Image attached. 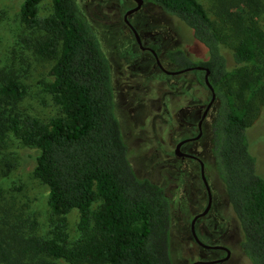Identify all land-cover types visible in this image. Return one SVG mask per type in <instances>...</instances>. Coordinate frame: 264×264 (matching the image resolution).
Returning a JSON list of instances; mask_svg holds the SVG:
<instances>
[{
	"label": "trees",
	"instance_id": "16d2710c",
	"mask_svg": "<svg viewBox=\"0 0 264 264\" xmlns=\"http://www.w3.org/2000/svg\"><path fill=\"white\" fill-rule=\"evenodd\" d=\"M42 1L23 0L21 17L35 34L28 40L36 53L54 61L53 81L43 101L25 107L29 87L14 69L0 68V173L13 165L12 138L38 150L34 174L49 189L57 222L49 237L0 222V264H175L170 199L131 165L111 63L98 35L78 0H51L53 13L40 17ZM151 1L189 26L205 48L199 61L181 49L170 59L210 71L218 102L214 167L237 217L244 254L251 264H264V177L247 135L264 105V0H214L213 16L198 0ZM225 44L233 50L234 67ZM195 71L205 84L206 71ZM74 210L80 234L72 242L67 216Z\"/></svg>",
	"mask_w": 264,
	"mask_h": 264
},
{
	"label": "rangeland",
	"instance_id": "374dc122",
	"mask_svg": "<svg viewBox=\"0 0 264 264\" xmlns=\"http://www.w3.org/2000/svg\"><path fill=\"white\" fill-rule=\"evenodd\" d=\"M198 1L213 16L214 0ZM22 2L0 0V68L14 69L27 84L29 94L24 106L31 107L45 98L46 87L53 81L51 68L54 61L36 53L28 40L35 34L22 20ZM78 4L111 63L116 113L128 144L131 165L139 177L149 178L163 186L170 199L172 260L175 264H193L199 257L209 254L203 249L197 251L189 234L191 218L206 205L207 193L200 173L191 167L195 161L187 158L185 165L173 155V149L184 131L194 132L191 122L200 118L201 104L210 99L211 92L200 82L195 70L166 75L157 65L154 66L151 53L139 46L125 20V15L135 7V0H78ZM52 13V1L43 0L39 4L38 15L46 17ZM260 20L264 26V13ZM129 21L141 36H150L148 42L158 50L167 69L178 70L181 67V63H173L169 59L170 50L181 49L192 61H199L207 55L189 26L151 0H144L140 10L129 15ZM227 41L232 42V39ZM224 53L229 67H234L233 50L229 44H225ZM188 104L195 107L180 110ZM214 111H217V105ZM173 118L176 120L175 133L171 131ZM247 135L250 151L256 157L257 173L264 177V105L248 128ZM197 143L189 142L186 148ZM210 144L205 157L209 162L208 176L217 204L213 217L217 216V219L203 218L200 226L204 228L205 220L210 226L208 232H215L219 238L218 232L224 230L228 235L225 237L236 248L235 263L251 264L241 248L242 232L237 217L227 199L223 182L213 167ZM8 152L13 165L7 174L0 173V222L18 223L28 234L52 236L57 218L48 204L49 189L34 174L39 151L12 138ZM79 217L77 210L67 216V230L72 242L80 234ZM200 238L205 240L201 234ZM57 263L71 264L62 259Z\"/></svg>",
	"mask_w": 264,
	"mask_h": 264
},
{
	"label": "flooded vegetation",
	"instance_id": "af4514ba",
	"mask_svg": "<svg viewBox=\"0 0 264 264\" xmlns=\"http://www.w3.org/2000/svg\"><path fill=\"white\" fill-rule=\"evenodd\" d=\"M135 1H136V5L133 9L137 8L139 6V3L141 5L137 10L131 12L129 15H131L134 12L139 11L140 8L142 7L143 2H144V0H142V2H140L139 0H135ZM156 5H159V4H156ZM133 9H131V10H133ZM129 15H128L127 19H126V15H125V20L128 22V24L132 28V30L135 34V37H136V42L139 44V46L143 50H146V51L151 53L152 58H154V66L157 65L163 71V73H165L166 75L167 74L168 75L179 74V73H172V72H176V71L188 68V67L181 66L180 69H178V70L167 69L166 66H164L162 59L160 58L158 50L154 47V45H152V43L148 42V39L150 38V36L149 35L141 36L138 33V31L136 30V28L129 21ZM138 37L140 38V40ZM151 37H153V36H151ZM171 52H175V50L168 51L169 59H170ZM158 59L160 60V63L162 64V66L158 62ZM173 63H175V62H173ZM190 67H192V66H190ZM196 67L197 66L192 67L193 68L192 70L198 69ZM203 70H205V69H203ZM181 73H183V72H181ZM205 75H206V73H205ZM205 75H204V80H205ZM198 79H199V77H198ZM200 82H202V81L200 80ZM202 84H204V83L202 82ZM204 85L211 92L210 99L206 103L201 104L202 114H201L200 118L195 122H193V121L191 122L193 129H195L194 132H191V130H186L183 132L184 135L181 138H179V139H177L178 137L176 138L177 142H176L175 147L173 149V155L177 158V160H181L182 163H185V160L187 158L195 161L193 164H191L192 165L191 167L194 171L197 169L198 172L200 173L202 183L205 186L206 193H207L206 205L203 207V209H201L197 213H195L191 218L189 234H190V238L192 239L193 244L197 248L196 250L199 251L200 249H203L206 252H208L209 254H206L204 257H202V256L199 257V259H196L195 262H200L198 264H236L235 263L236 248L225 237L228 235L224 233V230L223 231L220 230L218 232L221 235V238H219V237L215 236L216 235L215 232H212V231L208 232V231H210V226H209L208 222H207L208 224L205 222V220L203 221L204 228L200 226V220H202L203 218L212 219V221H214V219H217V216L213 217L214 216L213 212H214V209L216 208L217 204H216L215 199H214V194H213L212 187H211L210 180H209V176H208V174H209V170H208L209 169L208 168L209 162L205 157V153H206L207 149L209 148L208 143L209 144L211 143L210 144L211 145V154L213 156L212 137L210 138V132L212 131V135H213L212 124H213L215 117H216V114H217V111L215 112L214 110L216 108V105H217V109H218V102H217V95H216L215 102L212 104V106L210 108H208L213 92L208 87L206 82ZM194 107L195 106L193 104H188V105L181 107L180 110L184 111L185 109H193ZM211 116L213 117L212 119H211ZM171 123H172V128H173V130H171V131H174V133H175L176 132L175 131V129H176L175 118H173V121ZM173 124H175V126H173ZM206 133H208V135L205 136ZM172 135H174V134H172ZM205 139H206V141H205ZM184 140H186V141H184ZM181 142H183V143L180 147L181 154H179V153H177L176 150H177L178 144ZM189 142H198V143L195 146L186 148V145ZM212 160H213V167H214V156L212 157ZM186 164L187 163H185V165ZM203 172L207 178V181H208V184L210 187L212 200H211V205H210L208 211L204 215L199 216L196 219L195 225H194V228H195V233H194L193 227H192L193 219L196 216L200 215L201 213H204L205 210L207 209L208 205H209V202H210L209 189H208V186L206 185L205 180L203 178ZM200 234L203 236V238L206 241L200 238ZM196 235H197V237H196ZM207 241H211L212 243L207 242ZM191 247H194V246H191Z\"/></svg>",
	"mask_w": 264,
	"mask_h": 264
},
{
	"label": "water",
	"instance_id": "95a60500",
	"mask_svg": "<svg viewBox=\"0 0 264 264\" xmlns=\"http://www.w3.org/2000/svg\"><path fill=\"white\" fill-rule=\"evenodd\" d=\"M139 1L142 2V0H139ZM140 5H141V4L139 3V6H138L137 8H135V9L129 11V12L126 14V19L128 18V15H129L131 12L137 10V9L140 7ZM138 38H139V37H138ZM139 40H140V38H139ZM154 52H155V51H154ZM158 62L160 63V60H159V59H158ZM160 64H161V63H160ZM161 66H162V64H161ZM196 68H198V69H205V70H206L205 82H206V84L208 85V87H209V88L212 90V92H213V94H212V98H211L210 103H209V106H208V108H210V107L212 106V104H213V103L215 102V100H216V92H215V90H214L213 85H212L211 82H210V79H209V73H210V71H209V69H207V68H205V67H203V66H197ZM192 69H193L192 67H188V68H186V69H182V70H179V71H176V72H172V73H181V72L189 71V70H192ZM184 141H186V140H184ZM182 143H183V142H181V143L178 144V147H177V150H176L177 153H179V154H181V152H180V147H181ZM203 178H204L205 183H206V185L208 186V189H209L210 202H209V205H208L207 209L205 210V212H204V213H201L200 215L196 216V217L193 219V221H192V227H193V231H194V233H195L194 225H195V221H196V219H197L199 216L204 215V214L208 211V209H209V207H210V205H211V200H212L210 187H209V184H208V181H207V178H206L204 172H203ZM196 237H197V235H196ZM198 263H200V262H195L194 264H198Z\"/></svg>",
	"mask_w": 264,
	"mask_h": 264
}]
</instances>
